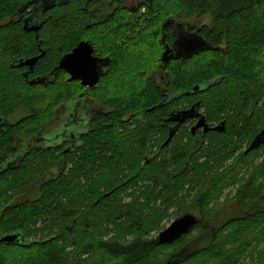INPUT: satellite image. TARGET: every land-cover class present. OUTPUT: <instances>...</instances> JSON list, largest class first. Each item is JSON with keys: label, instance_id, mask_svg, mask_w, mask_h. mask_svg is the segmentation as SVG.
<instances>
[{"label": "trees", "instance_id": "1", "mask_svg": "<svg viewBox=\"0 0 264 264\" xmlns=\"http://www.w3.org/2000/svg\"><path fill=\"white\" fill-rule=\"evenodd\" d=\"M80 1L67 0L62 12L57 7L35 42V34L22 25L29 0H0V238L19 234L24 239L23 244H0V264H205L220 247L246 250L254 241L255 247H264V210L256 202L243 211L244 201H264V163L242 185L238 214L218 227L198 219L192 229L202 231L197 244L187 243L188 234L170 245L147 239L162 230L183 194L188 197L201 184L196 199L204 204L230 179L229 173H220L204 180L203 172L219 167L245 144L242 159L264 152L263 144L244 153L264 128V79L256 69L258 58H264V0H178L192 15H212L213 25H190V35L205 42L206 51L196 61L191 60L198 56L161 62V90L146 79L131 95L112 91L105 96V114L76 131L69 123L65 129L54 115L63 101L76 98V86L65 82L60 71L44 84L29 81L48 76L81 39ZM164 1L167 7L161 6L163 0H152L136 19L146 21L148 31H160V40L166 21L191 16L182 12L174 17L172 0ZM113 22L117 26L110 21L107 31L122 37ZM135 24L130 19L132 28ZM140 34L139 42L155 36ZM40 51L44 56L33 70L26 67L22 73L26 69L18 61L38 57ZM117 65L113 57L114 84ZM174 102L179 109L198 103L207 122L225 123L224 132L197 137L189 132L182 140L184 128L168 131ZM20 112L25 117L11 123ZM66 132L71 134L67 140ZM36 139L40 145L35 148L24 143ZM34 188L37 195L29 198ZM179 213L176 219L183 216ZM228 227L229 234L211 240V229L221 233ZM110 233L115 239H104ZM206 238L211 242L199 248ZM167 246L172 250L158 259ZM188 246L194 249L185 251ZM175 254L180 255L177 262ZM258 257V264H264V249Z\"/></svg>", "mask_w": 264, "mask_h": 264}, {"label": "flooded vegetation", "instance_id": "2", "mask_svg": "<svg viewBox=\"0 0 264 264\" xmlns=\"http://www.w3.org/2000/svg\"><path fill=\"white\" fill-rule=\"evenodd\" d=\"M66 3H67V0H29L28 4L24 6L25 8H27L28 15L25 18V20L27 19L29 20L28 26L33 27V26H38L39 24H42L41 29L37 33H32V34H35V40H36L35 42H38V38H36V36L45 26V23L50 19V15L54 12V10L57 7L58 9L61 8V12H62V8H65V7H62V5L64 6ZM148 3L149 4L152 3V0H81L80 1L79 12H81L83 16L82 19L84 20L85 31L82 32V34H80L81 39L75 41L76 43L74 44L75 45L74 48L80 42H88L93 48V54H92L93 57L101 60L100 61V64H101L100 74L101 75L96 85L92 88H89V87L82 86L80 81H77V80L70 81L69 80L70 76L65 71L63 70L60 71L62 78L65 82H68L76 86L75 88L76 98H74V100L71 99L69 102L63 101L62 104H60L54 111L56 120L62 122V126H64L65 129L67 128L68 123L71 124V126L76 131L86 129V127L91 124V119L94 116L105 114L106 109H107L106 106L103 105L105 104V101H107L105 96L108 94H110L109 96H111L112 91H119L120 89L125 90V88H115L111 86L113 73H111L110 69L113 64V56L111 55L110 49H108L107 47L106 52L101 50L95 42H101L102 38L91 39L89 38L88 33H90L91 31H94V33H103L106 31V33L109 35L110 38L112 37H115V38L114 39H104L103 42H129V39L127 38L126 33L130 29V19H129L130 15L131 13L137 14L140 10L144 9V7ZM140 14H143V13H140ZM25 20H23L22 25H24ZM114 20H117V23L120 26L119 28H121L120 30L122 32V35H121L122 37L119 36L117 38L114 34L109 33L107 31L108 28L110 27L109 26L110 21L112 23V27L117 26L113 22ZM169 21L170 23L167 22V24H164L163 28L166 33H169L171 35V37H173V35L179 34L178 26H177L178 23H182L185 26L187 25V28H188L187 34L190 35L191 29H190L189 23L185 21L180 22L179 20H176V19L169 20ZM170 24L171 26L174 25V27L172 26V28L171 27L169 28ZM195 26H199V25H195ZM100 31H103V32H100ZM160 42L163 43L162 37H161ZM189 43L190 44L187 45V47L183 45L182 48H180V51L175 50L177 42L171 43L168 46L169 50H171L169 54L171 55L169 62L176 63L179 60H184L185 57L183 56H186V55H190V57L186 59H192L193 57L197 56L200 51H204V50L206 51L205 42H189ZM188 47H192V48H188ZM162 49H163V52L166 50L164 43H163ZM70 52L64 53L60 59H62L64 55H67ZM177 55H179L180 57L176 58L175 56ZM24 68L26 70H23L22 73H25L28 70L26 67ZM154 73L151 75L150 81L152 82L154 86L157 87V89L161 90L164 87L163 86L164 77H162V75L157 71L155 74ZM193 103H191L190 105H186L183 109H179L180 107H178V104L175 102L174 104L173 103L171 104L172 109L174 111V113L170 114L171 117L173 116L175 118V115L178 114L179 111L181 110L183 112L189 111L191 117L187 118L184 121V123H182L181 125H178L177 122H170V124L168 125V131H170V128H172V131H173V130L181 129L180 127L185 128L189 126V129H190L189 132L193 137H197L200 134H202V136H207L208 134L218 133L215 131H208L206 134H203L202 128H198L194 132L191 131V129L196 125L200 117H204L205 123L207 124L208 128L216 127L220 123H222V121L207 122L206 117L204 115V110L202 109L201 105H199L198 103L194 105ZM69 136H71L70 133L66 132L65 134H63V137L66 140ZM41 141L43 140L41 139ZM24 143L28 147L35 148L38 145H40V139L35 140L34 142H31V140H26L24 141ZM20 153L22 154L24 152L21 151ZM15 157H18V156H15ZM211 230H212V234H211L212 241L215 239L216 236H218L219 234L221 235L223 233V232L219 233V231H214L213 229ZM191 232L192 230L188 234H190ZM211 240H209L208 238L202 239V241L199 243V248L201 245H208L211 242ZM187 243L189 245L197 244L198 238L197 239L193 238ZM255 244H257L256 241H254V243L250 247H247L246 250L243 248H239V247H229V246H226L225 248L223 247L217 248L215 252V254L217 255H208L205 258L206 259L205 264H258V261H259L258 251L263 250L264 247L257 248L254 246ZM193 249L194 248L191 246H188L187 248L184 247V250L185 251L187 250L189 252ZM184 250H182V252ZM175 256H176V259L174 260V262H177L179 260L178 254H175L172 257H175Z\"/></svg>", "mask_w": 264, "mask_h": 264}, {"label": "rangeland", "instance_id": "3", "mask_svg": "<svg viewBox=\"0 0 264 264\" xmlns=\"http://www.w3.org/2000/svg\"><path fill=\"white\" fill-rule=\"evenodd\" d=\"M164 2L165 1L163 0L161 6L167 7L168 3L165 4ZM172 2L173 6L169 9V12L172 13L174 17L178 18L182 12L184 15H191L186 19L179 20L180 22L185 21L190 25H213V17L211 14L201 15L200 17L197 15H192L190 12L182 10L178 0H172ZM140 13H145V10L142 9L137 14H135L133 18H129L131 19V21L136 23L134 28L130 26L129 31L126 33L129 42H103L104 39L115 38H110L106 31H100L103 33H94V31H91L90 33H88V36L91 39L102 38L101 42H95L101 50L106 52L107 47L108 49H110L111 55L115 57L116 62L119 63V65H117L118 67H116L117 71H119L118 73L117 71L115 73L117 77L115 80L116 82L115 84L114 82H112L111 86L115 88H125V94L128 95H131L133 91L141 87L146 79L149 80L154 72L156 73V71L158 72L160 70L158 68L161 64V54L163 52L162 46L160 45V31H154L155 29L148 31L147 27H149V24L146 21H144L143 19H141L140 21L136 20L137 15ZM142 31L145 36L148 34L147 37H151L153 35L155 36H153L152 39L148 38L147 42H139V37H141L140 33ZM154 32L157 34H154ZM199 57L200 56H198L197 58H193L191 61H196V59H198ZM256 69L257 73L264 79V58H262L261 56L258 58ZM24 117L25 113L20 112L15 114L9 121L13 123ZM189 130V126L184 128L183 133L186 135L185 137H181L182 140L188 139L187 134L189 133ZM17 142L18 141L15 142V145H17ZM245 148L246 144L240 147V149L234 156L223 162L219 167L214 166L201 174L204 180H211L220 173H229L228 178L230 179L228 181V184L220 188L218 190L219 192L216 194V196H214V198L205 201L206 203L204 204H198L196 196L198 191L201 189V184H198L196 187H194L193 192L188 193V197H186L185 194L181 196L179 203L168 212L169 217L163 221L159 229L164 230L167 226H169V224L176 219L178 212L182 213L181 215H184L185 211L189 212L198 219L201 218L204 221H209L212 227H218L226 222V220L233 217L234 214H238L242 209V202L237 200V195L242 185L246 182V180H248L253 170L261 163H264V152L262 151H258L257 153H253L249 157L242 159L241 155ZM260 181L261 178L257 177L255 185L258 186L260 184ZM36 193V189L34 188L31 190L28 197L34 198L37 195ZM262 196H264V191L261 193V197ZM256 202H258L257 204L259 208L264 210V201L254 200L252 202L244 201L246 206L243 211L249 210L250 207H253ZM229 232L230 230L228 227L227 230L221 235L229 234ZM158 234L159 232H153L147 239L149 241H155L157 240ZM201 234L202 231L200 229L193 230L190 234H188L189 236H187V238L189 237L188 239L192 240L197 236H201ZM114 237L115 234L110 233L104 239H115ZM126 240L127 242H130L131 240H133V238H127ZM171 250L172 249H170L168 246L163 248L161 250V255H159L157 258H162L166 252H170Z\"/></svg>", "mask_w": 264, "mask_h": 264}, {"label": "water", "instance_id": "4", "mask_svg": "<svg viewBox=\"0 0 264 264\" xmlns=\"http://www.w3.org/2000/svg\"><path fill=\"white\" fill-rule=\"evenodd\" d=\"M170 23V21H166ZM29 20L24 21L23 30L29 33H37L41 27L42 24H39L38 26L29 27ZM177 24V23H175ZM174 27V25H172ZM171 24L169 25V28L171 27ZM178 35H171L169 33H165L162 37V41L166 47V50L161 55V62L168 63L170 61L171 55L168 46L173 43L177 42L176 49L180 51V48L182 46L189 45V42H201L200 39H198L195 34L188 35V28L187 25L185 26L182 23H178ZM170 30V29H169ZM165 41V42H164ZM185 47V48H186ZM192 48V47H188ZM206 49V45H205ZM93 48L88 42H80L69 54L64 55L62 59L59 60L56 68H54L48 76L36 78L34 80L29 81L30 85H34L36 83L44 84L49 81V78H53L55 74H57L59 71H65L69 76L70 81H80L81 85L84 87L92 88L96 85L99 77H100V69L101 64L99 59L93 57ZM44 56V53L41 52V54L38 57L34 58H23L20 59L17 63V66L19 67H28L30 71L33 70V67L35 66L36 62ZM176 58H179L180 56H175ZM186 58H189L190 55L183 56ZM26 78V77H25ZM194 91H198V87L194 88ZM190 112H180L175 115V118L172 120L174 122H177L179 125L184 123V121L187 118H190ZM224 122L220 123L218 126L213 128H208L207 124L205 123L204 117H200L196 123V125L191 129L192 132H194L198 128H202L203 134H206L208 131H215L218 133L224 132ZM172 133L169 134L167 141L164 145H167L169 141L171 140ZM264 144V128L259 132L257 136L252 140V142L249 144L248 148L245 150V154H248L256 149H258L261 145ZM198 222V219L192 215V214H185L174 221H172L169 226H167L164 230L159 232L157 236V242L160 245H169L181 237L187 235L194 226H196ZM24 239L20 237L19 234H9L5 235L2 238H0V244L3 245H12V244H23ZM176 257V256H175ZM172 257V258H175ZM180 257V256H178ZM172 260V259H171Z\"/></svg>", "mask_w": 264, "mask_h": 264}, {"label": "bare ground", "instance_id": "5", "mask_svg": "<svg viewBox=\"0 0 264 264\" xmlns=\"http://www.w3.org/2000/svg\"><path fill=\"white\" fill-rule=\"evenodd\" d=\"M193 152V151H192ZM232 164V163H231Z\"/></svg>", "mask_w": 264, "mask_h": 264}]
</instances>
